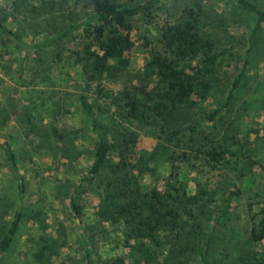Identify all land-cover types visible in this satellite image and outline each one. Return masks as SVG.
Segmentation results:
<instances>
[{"label":"trees","instance_id":"16d2710c","mask_svg":"<svg viewBox=\"0 0 264 264\" xmlns=\"http://www.w3.org/2000/svg\"><path fill=\"white\" fill-rule=\"evenodd\" d=\"M201 1L0 0V172L14 187V199L0 202V262L24 221L35 235L26 252L30 264H157L160 255L161 264H218L234 238L242 188L211 184L207 174L231 165L238 181L248 182L242 249L257 246L251 256L264 264L260 126L253 121L237 136L220 123L264 26V6L216 0L234 4L250 21L239 53L233 42L219 46L211 37ZM70 58L71 68L80 65L99 92L109 83L113 106L108 112L96 98L76 93L92 152L74 179L66 172L77 156L72 131L61 124L72 97L54 89L50 64L62 67ZM26 74L44 86L36 98L4 94L5 80L21 83ZM208 98L215 105L204 110ZM13 131L42 151L38 167L31 158L26 169ZM137 133L154 139L150 150L135 148ZM190 179L193 193L186 189ZM45 184L65 190L63 207L45 202ZM95 229L102 239L113 232L112 254L94 252Z\"/></svg>","mask_w":264,"mask_h":264},{"label":"rangeland","instance_id":"374dc122","mask_svg":"<svg viewBox=\"0 0 264 264\" xmlns=\"http://www.w3.org/2000/svg\"><path fill=\"white\" fill-rule=\"evenodd\" d=\"M188 0H173V3L178 5L181 2H187ZM258 6H264V0H252ZM205 5V12L208 15V21L206 24V29L211 33V37L216 40L220 45H224V42H233L236 46V50L239 53H243L244 47L242 45V34L248 30L250 26V21L247 19L245 14H243L236 6L232 3L224 5V3L218 2L216 0H202ZM209 15L219 22L216 24L209 20ZM252 22V21H251ZM228 34H232L233 40L227 38ZM28 40V38H27ZM238 42V44H236ZM73 43H67V47H71ZM227 44V42L225 43ZM253 47L248 56V62L245 66L244 75L240 81V85L236 92V97L231 103L228 110L223 114L220 123L224 130H230L233 134L241 136L244 132L248 131L250 128V123L255 121L259 124L260 130L259 136L264 140V26L257 32L254 37ZM235 48V47H234ZM135 58L140 56V52H135ZM48 64L50 59L47 60ZM10 63V62H9ZM51 64L52 74L56 77L57 86L54 87L61 93L71 94L72 102H69V109L63 114L62 126L71 130L69 136L72 146L75 148L73 153L77 156L68 160L66 172L70 175L71 179L77 177L87 166L92 152V141L90 139V133L87 129V124L84 121L83 116L80 114L79 110L75 108L73 103L75 95L78 92H85L89 97L96 98L101 109L108 112H112L113 106L109 105L110 100H112V95L110 96L109 91L111 87L109 83L104 85L103 91L99 92L97 82L88 79L87 74L83 72L80 65L73 64L71 68V58L69 59V64L63 62V66L59 67V64ZM231 79L237 74L235 69H231ZM3 77V76H2ZM5 85L8 86L7 89L3 90L4 94H16L23 99H34L38 96V91L43 89L42 82L39 81L38 77H31L28 74L24 75V80L21 83H14L13 81L5 80ZM1 94V93H0ZM110 96V97H109ZM215 105L214 99L208 98V100L202 103V109L208 110L211 106ZM252 117V118H250ZM250 118V119H249ZM253 132H250L252 135ZM12 135L14 137L15 150L18 155L26 161L28 159L35 162V166H39L41 160L37 155L41 154L42 151L32 150V144L29 137H24L22 133L13 131ZM76 136L73 138L71 136ZM154 144V139L148 136H144L141 133H137L135 138V148L137 150L148 151ZM64 159V158H63ZM42 160H46L45 157ZM232 163H235L231 160ZM43 163V162H42ZM41 163V164H42ZM241 168V164H238ZM2 169V168H1ZM0 172V202H9L14 199V187L13 185H8V177ZM223 173L221 177L220 174ZM237 173L234 172L231 165L223 167L222 171H214L213 173L207 174V178L211 184L219 181L221 186H231L234 183L236 186L242 188V199L240 200L237 211L240 214V219L234 224L233 234L234 238L227 244V250L224 248L219 252L222 257L216 260L218 264H255L253 257L251 256L253 251L258 249L257 246L251 247L247 246L242 249V240L240 234L245 228V202L246 196L249 190H245L248 187L247 179L244 178L238 181L236 177ZM191 177H193L191 175ZM29 180V178H26ZM145 177L144 182L154 183L152 179ZM195 179H190L187 182V191L189 193L195 192ZM205 182V179H202ZM241 182V183H240ZM244 189V190H243ZM43 190L46 191V201L52 200L54 206L59 209L65 205V190L57 192L52 184L43 185ZM29 192V191H28ZM27 192V193H28ZM35 196V194H34ZM55 196V197H54ZM38 197H43L40 194ZM30 200L32 198L28 197ZM91 224L94 222L91 220ZM107 239H102L99 235V230L95 229L93 234L94 239V252H96L100 257L108 256L112 254L115 250L111 249V235L113 232H103ZM30 236L35 237L33 230L28 222L22 221L18 227V232L15 235L14 241L9 248L8 252L2 257L0 264H30L27 260V249L30 245ZM250 250L249 252H246ZM227 251V252H226ZM226 252V253H225ZM258 253V251L256 252ZM227 254V255H226ZM242 259H241V258ZM223 260H225L223 262ZM157 264H161L162 255L158 256L156 259Z\"/></svg>","mask_w":264,"mask_h":264}]
</instances>
